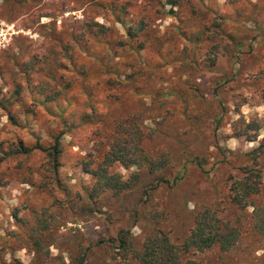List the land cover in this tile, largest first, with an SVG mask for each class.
Listing matches in <instances>:
<instances>
[{
	"label": "rangeland",
	"instance_id": "rangeland-1",
	"mask_svg": "<svg viewBox=\"0 0 264 264\" xmlns=\"http://www.w3.org/2000/svg\"><path fill=\"white\" fill-rule=\"evenodd\" d=\"M115 1L139 5L131 4L125 16L132 20L144 14L139 9H149L150 3L0 0V100L4 103H0V148L13 149L20 139L27 144L40 140L45 146L50 140L47 128L64 130L59 173L70 188L65 193L55 175L37 170L44 161L38 150L0 161V264H81L74 256L84 250L83 264H116L124 258L136 264L130 248L117 251L115 244L95 242L124 234L138 248L146 232L160 229L173 243H180L193 224L194 212L205 206L218 207L223 218L238 224L240 237L228 250L213 245L189 252L188 257L201 264H264V237L251 232L256 224L254 207L236 206L229 189L231 179L242 176L241 167L249 166L250 150L264 141V0H181V6L180 0L175 5L161 0L164 11L138 35L147 45L142 51L145 61L130 66L132 60L127 53L120 56L124 50L118 44L113 50H117L114 62L135 71L131 80L107 87L93 73L97 65L87 57L79 59L87 74L78 75L65 92L71 104L62 105L65 119L74 126H62L60 119L32 101L34 94L40 98L36 93L44 79L41 74L49 69L55 75L65 72L56 51L65 52L63 45L71 36L67 26L78 32L85 18L112 27L115 44L122 25L112 21L107 11ZM178 6L186 34L182 38L174 27L178 19L166 12ZM192 6L198 10L192 11ZM91 37L86 41L89 51ZM209 56L215 57L214 63ZM82 77L92 91L91 103L80 93ZM19 83L21 90L14 94ZM30 108L33 113L22 112ZM7 109L18 115L21 126L10 123ZM134 124L141 132L140 147L152 157L163 153L165 164L152 171L145 165L113 164L111 170L124 177L137 171L138 180L118 195L103 193L94 201L85 191L90 174L81 171L77 159L95 156L96 146L106 150L109 135ZM244 132L255 133V140L248 141ZM256 163L263 173L262 190L252 199L260 206L264 205V151Z\"/></svg>",
	"mask_w": 264,
	"mask_h": 264
},
{
	"label": "trees",
	"instance_id": "trees-1",
	"mask_svg": "<svg viewBox=\"0 0 264 264\" xmlns=\"http://www.w3.org/2000/svg\"><path fill=\"white\" fill-rule=\"evenodd\" d=\"M149 2L150 3L146 4L149 6V9H143L145 7L142 6L139 10H144L145 13L133 20L128 19L125 16L128 13L131 4L132 6L137 5L135 3H131L130 1L118 3L115 1L110 4V7H107L109 9H107L108 13L112 15V21L118 22L122 25V30L120 31L118 29L116 33L115 44H113L114 39L111 35L113 31L112 27L101 21L85 18L80 22L81 29L78 32H74L70 25H68V32L71 36L69 41L63 45L65 52L61 55L60 52L56 51L58 55L57 57L61 60L58 64L61 68L65 69L66 73L61 71L60 74L55 75L53 71L50 72V69L43 72L41 76L44 79H41L42 83L39 84L40 86L37 93L35 91L36 94L40 95V98L36 97L34 94L32 101H36L38 105L43 106V112H47L52 118L60 119L62 126L72 127L74 126V122H69L65 119L63 115L64 107L62 105L71 104V100L65 96V92H67L72 85H75L74 83L77 82L75 80H77L78 75L86 76L87 74V69H84L78 62L79 59L87 57L89 61L94 62L99 69L97 71L93 70V73L98 77V80L103 79L107 84V87L131 80L135 71L131 69H122V65L118 60L114 62L113 59L116 57L114 52L117 50H113L116 47L115 45L118 44L119 49L122 48V50H124L122 52L118 51L120 52V56L127 53L129 55L127 58L132 60L130 66L134 65L133 61L137 63L138 61H145L142 51L145 50L147 45L145 39L138 35L141 31L147 30V28L151 26V20L160 16L158 14L164 11L163 2L161 0H149ZM167 2H170L172 5L178 4L177 0H167ZM179 5H182L181 0ZM180 6L176 8V11H173L174 9L171 8L166 12L174 14L178 19V22L174 27L179 30V36L182 38L185 37L186 34L184 28H182V25H180L179 22V19L181 20L179 14ZM191 10L196 11L198 10V7L192 6ZM226 19L229 20V17ZM89 34L92 36L90 51L88 50L86 42ZM221 34L224 35L225 33L221 32ZM226 35H228L227 32ZM229 35L232 37L234 34L229 31ZM154 36L159 40L158 42H162L160 33H156ZM61 38L62 36L59 40H61ZM187 38L188 37L185 39ZM50 46L54 55L55 43L52 42ZM74 47L77 52H75ZM235 47L238 49L241 48L239 43L236 44ZM211 48L212 47H209L206 51L209 52ZM94 49H97L98 52L93 51ZM74 52L77 54H74ZM161 55L162 53H157V57H160ZM61 56H64L63 60L61 59ZM32 59L34 60L35 57L32 56ZM209 59H211V63L215 62L214 56H209ZM78 86L80 93L89 99V102L91 103L92 91L89 88V85L85 82L84 77H82L81 83ZM21 87L20 83L17 84V87H14L13 93L19 94ZM25 87L29 89V91L32 90V87L29 84ZM15 97H17V95ZM61 98L65 102H62ZM107 99H110L109 95H107ZM0 103L4 104L1 100ZM7 105H9V102L3 106L7 108ZM32 110L33 108L28 110L23 109L22 112L27 114L32 112ZM82 116L86 120H89L86 114H82ZM7 119L10 123L21 126L20 118L10 109H7ZM22 125H24V123H22ZM122 128V132L117 133V135H109L106 150H100V147L96 146V148H98V153L95 156L79 157L76 161V164L80 166L81 171L90 174L91 183L85 185V191H87L89 198L94 201L103 193L110 192L112 195H118L119 192L131 187L138 180L140 174L137 171H132L128 176L124 177L118 171L111 170L113 164L119 162L122 165H145L150 171H152L155 168L162 167L166 162V157L163 153H160L157 157H152L144 152L142 146L140 147L138 140L141 137V132L136 127V124L130 129ZM46 132L50 135V140L45 146L41 144L40 140H37L35 144H27L20 139L15 143L13 149H4L2 151V148H0V161L7 156L27 154L32 149L43 152L44 161L38 166L37 170L41 173L50 172L55 175L59 188H62V190L67 193L70 188L59 173V166L61 165L59 156L63 149L60 142L61 136L65 131L52 127L47 128ZM245 138L248 141H254L256 134L246 132ZM263 151L264 141L260 142L258 146L250 150L249 166L244 165L241 167L242 176L237 178L230 177L232 179L230 181L229 189L231 200L236 206L242 208L249 206L254 207L256 224L252 225L251 232L253 234L260 233L264 237V205H255V201L252 199L253 197L258 196L262 190L263 173L261 168L256 166V161L258 160L259 154ZM181 176L182 174L174 176L173 182H176ZM163 180L168 182L169 179L164 178ZM218 209V207L211 208L210 206H205L204 208L195 211L193 224L190 226L185 238L180 243H173L160 229L146 232L141 245L138 248L132 247L129 239L125 237L124 234H119L117 239L107 238L104 240L102 238L95 243L106 241L111 247L115 244L113 247L118 249L117 251H119L120 248L124 250L130 248L133 257L136 259V264H201L199 259L188 257L187 254H189V252L202 251L213 245L218 246L221 250H228L237 243L240 237V226L231 223L227 218H223L218 212ZM44 225L45 224H42V227ZM115 240H117L118 244L115 243ZM85 257L86 251L84 250L82 253H78L74 256V260L83 264ZM116 264H132V260L124 258Z\"/></svg>",
	"mask_w": 264,
	"mask_h": 264
}]
</instances>
